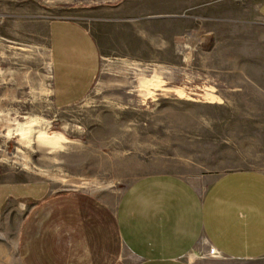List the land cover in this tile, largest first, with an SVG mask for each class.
Segmentation results:
<instances>
[{
	"label": "crops",
	"instance_id": "crops-1",
	"mask_svg": "<svg viewBox=\"0 0 264 264\" xmlns=\"http://www.w3.org/2000/svg\"><path fill=\"white\" fill-rule=\"evenodd\" d=\"M53 2L77 8L47 23L57 109L88 94L107 49L122 60L189 63L196 45L211 54L223 44L211 30L216 22L248 27L249 74L264 84V0ZM222 55L235 70L224 74H247L237 71L241 55ZM251 89L264 117V87ZM122 154L112 155V168L135 176L113 203L85 191H57L46 180L0 182V221L16 223L13 264H189L186 257L201 241L217 254L204 264H264V170H226L199 190L158 168L161 156L141 161Z\"/></svg>",
	"mask_w": 264,
	"mask_h": 264
},
{
	"label": "rangeland",
	"instance_id": "rangeland-1",
	"mask_svg": "<svg viewBox=\"0 0 264 264\" xmlns=\"http://www.w3.org/2000/svg\"><path fill=\"white\" fill-rule=\"evenodd\" d=\"M74 9L53 0H0V182L46 180L57 191H85L113 203L135 176L115 171L113 154L161 156L158 168L199 190L226 170H264V117L251 89L264 84L249 74L248 27L211 23L223 44L211 54L196 45L189 63L122 60L107 49L88 94L60 110L52 102L47 23ZM229 51L242 56L237 71L247 74H224L235 71L220 60ZM16 125L30 136L8 138ZM38 131L65 141L38 145ZM15 233V221H0V264L14 263ZM216 256L201 241L186 261L204 264Z\"/></svg>",
	"mask_w": 264,
	"mask_h": 264
},
{
	"label": "bare ground",
	"instance_id": "bare-ground-1",
	"mask_svg": "<svg viewBox=\"0 0 264 264\" xmlns=\"http://www.w3.org/2000/svg\"><path fill=\"white\" fill-rule=\"evenodd\" d=\"M18 125V124H17ZM15 128L8 129L6 136L12 137L15 135H19L21 140L26 139L30 136V132H28L27 129H25V126L19 125ZM36 137L34 138V142L38 145L46 146V147H55L58 145V143L64 141L65 139L61 137L60 135H53V136H45L43 132H36Z\"/></svg>",
	"mask_w": 264,
	"mask_h": 264
},
{
	"label": "built area",
	"instance_id": "built-area-1",
	"mask_svg": "<svg viewBox=\"0 0 264 264\" xmlns=\"http://www.w3.org/2000/svg\"><path fill=\"white\" fill-rule=\"evenodd\" d=\"M214 253H215V251H214ZM216 254V253H215ZM217 255V254H216Z\"/></svg>",
	"mask_w": 264,
	"mask_h": 264
}]
</instances>
